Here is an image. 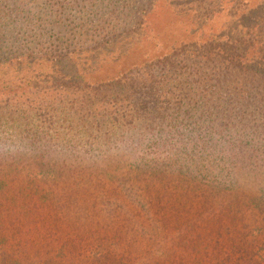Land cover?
<instances>
[{"label":"trees","instance_id":"16d2710c","mask_svg":"<svg viewBox=\"0 0 264 264\" xmlns=\"http://www.w3.org/2000/svg\"><path fill=\"white\" fill-rule=\"evenodd\" d=\"M157 1L0 0V68L28 81L21 95L0 94V199L21 174L64 191L79 177L97 195L98 184L111 188L102 196L109 216L147 222L181 186L215 203L184 230L209 213L217 223L231 215L237 232L247 236L254 226L262 238L264 8L243 30L182 42L115 78L83 74L102 55L128 49ZM184 1L199 22L238 15L247 4ZM236 243L248 257L250 238Z\"/></svg>","mask_w":264,"mask_h":264},{"label":"rangeland","instance_id":"374dc122","mask_svg":"<svg viewBox=\"0 0 264 264\" xmlns=\"http://www.w3.org/2000/svg\"><path fill=\"white\" fill-rule=\"evenodd\" d=\"M181 1L158 0L131 46L102 55L84 76L90 80L115 78L182 42L231 35L250 26L264 8V0H247L238 15L223 11L199 22L190 2ZM81 32L80 41L86 36L84 29ZM24 75L0 68V94L26 92ZM202 155L212 162L211 155ZM78 178L75 183L70 179V188L64 191L31 174L18 176L9 198L0 199V264H264V246L258 243H264V235L256 240L254 226L250 228L254 233L247 236L237 232L231 215H222L217 223L219 219L209 213L201 219V226L182 228L207 204L215 205L203 196L187 195L185 188L172 186L147 222L142 221L143 215L128 222L107 214L102 196L111 190L109 186L98 184L97 195L92 187L77 185ZM62 196L66 199L60 201ZM238 241L248 243V257L235 249Z\"/></svg>","mask_w":264,"mask_h":264}]
</instances>
